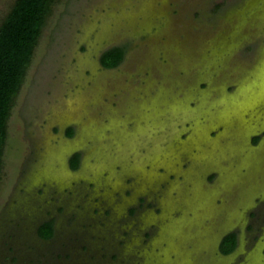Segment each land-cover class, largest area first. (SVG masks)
<instances>
[{
  "label": "rangeland",
  "instance_id": "374dc122",
  "mask_svg": "<svg viewBox=\"0 0 264 264\" xmlns=\"http://www.w3.org/2000/svg\"><path fill=\"white\" fill-rule=\"evenodd\" d=\"M0 264H264V0H57L8 121Z\"/></svg>",
  "mask_w": 264,
  "mask_h": 264
},
{
  "label": "trees",
  "instance_id": "16d2710c",
  "mask_svg": "<svg viewBox=\"0 0 264 264\" xmlns=\"http://www.w3.org/2000/svg\"><path fill=\"white\" fill-rule=\"evenodd\" d=\"M57 0H15L11 10L0 24V174L3 154L8 138V121L28 69L32 63L47 19ZM127 47L117 44L104 50L101 61L106 67H116L124 59ZM73 130L70 129L69 133ZM80 163V153L72 158L73 166ZM40 234L49 238L55 232L54 221L40 226ZM238 244L235 231L227 233L221 242L225 253L232 252Z\"/></svg>",
  "mask_w": 264,
  "mask_h": 264
}]
</instances>
